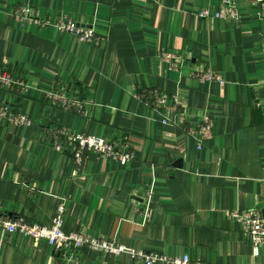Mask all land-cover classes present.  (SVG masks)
I'll return each instance as SVG.
<instances>
[{"label": "crops", "instance_id": "0c3cea01", "mask_svg": "<svg viewBox=\"0 0 264 264\" xmlns=\"http://www.w3.org/2000/svg\"><path fill=\"white\" fill-rule=\"evenodd\" d=\"M236 1L237 22L200 17L221 0H0V65L28 85L21 96L0 90V102L32 121L19 128L0 118V211L49 227L64 205L66 233L212 264H264V245L255 257L231 217L264 214V18L253 0ZM21 7L92 29L95 41L21 22ZM163 53L184 62L174 67ZM206 70L221 80H198ZM65 87L83 114L49 107L47 94ZM157 94L175 98L176 110L153 105ZM203 115L214 134L198 149L187 129ZM44 123L125 141L135 159L121 165L89 151L78 168L45 139ZM59 262L46 240L0 230V264ZM72 264L145 263L85 248Z\"/></svg>", "mask_w": 264, "mask_h": 264}, {"label": "built area", "instance_id": "2783aa9c", "mask_svg": "<svg viewBox=\"0 0 264 264\" xmlns=\"http://www.w3.org/2000/svg\"><path fill=\"white\" fill-rule=\"evenodd\" d=\"M253 3L260 7L261 17L264 18V0H253ZM21 22H31L41 27H55L60 31L77 37L83 42L95 41V34L92 29L82 27L67 18L54 20L51 18L35 19L31 17L29 7H21L15 15ZM200 17L204 19L217 18L232 22L241 20L236 0H221L220 9L211 13L209 9L200 12ZM162 59L178 67L183 63V59L172 53H163ZM196 78L200 81H220L221 77L210 70L196 72ZM28 85L26 81L15 74L13 70L6 65H0V90L13 95H24ZM50 100L49 107L63 109L70 112L83 114L85 112L84 102L76 99L71 94L68 87L54 89L47 94ZM12 97V96H11ZM13 98V97H12ZM152 100L153 105L166 111H175L178 101L172 97L157 94ZM0 118L12 123L19 128H27L32 124L30 118L24 115L16 103L0 102ZM165 123L175 124L170 118L164 119ZM41 129L46 140H49L51 146L57 150L71 154L77 167L83 164V160L89 151H93L100 156L110 157L118 161L121 165H127L135 159V153L126 142L105 140L87 134H79L68 129L55 128L49 123L41 124ZM189 136L195 142L198 149H202L204 144L213 138L214 121L208 115H203L197 123L196 128L187 129ZM153 197V189L149 188L142 208L139 210L148 220V206ZM64 205H60L57 215L52 219L49 227H44L34 222L28 221L19 215H8L0 211V230L6 233H18L35 240L44 239L54 249L59 258V264H72L75 260V254L85 248L96 251H102L116 257L121 254H129L133 259L142 260L145 264H212L205 261L193 260L188 255L182 257H173L160 255L157 253L136 251L125 246H119L113 242L105 241L86 234L66 233L63 229ZM231 217L238 223L242 235L246 238L253 249L255 257H259L261 248L264 245V214L259 209H248L231 213ZM259 264V263H255Z\"/></svg>", "mask_w": 264, "mask_h": 264}]
</instances>
